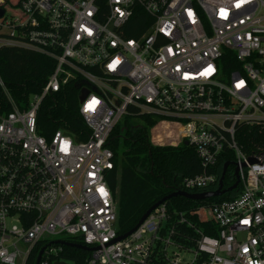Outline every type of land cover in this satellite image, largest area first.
Masks as SVG:
<instances>
[{
    "label": "built area",
    "instance_id": "obj_1",
    "mask_svg": "<svg viewBox=\"0 0 264 264\" xmlns=\"http://www.w3.org/2000/svg\"><path fill=\"white\" fill-rule=\"evenodd\" d=\"M0 9V47L54 59L40 92L20 105L8 95L0 111V264H28L38 243L48 264L62 245L46 236L57 234L94 248L85 264H264V149L246 151L236 136L264 126V0H0ZM141 11L146 28L134 29ZM72 81L78 97L87 90L85 130L38 133L43 98ZM137 113L175 122L166 143L194 148L200 171L181 189L218 185L213 170L231 151L239 190L187 212L163 202L115 241L110 135Z\"/></svg>",
    "mask_w": 264,
    "mask_h": 264
},
{
    "label": "trees",
    "instance_id": "obj_2",
    "mask_svg": "<svg viewBox=\"0 0 264 264\" xmlns=\"http://www.w3.org/2000/svg\"><path fill=\"white\" fill-rule=\"evenodd\" d=\"M146 18V13L142 11L132 17L134 29L146 28L148 20ZM135 36L137 35L134 32L126 34V37ZM53 67L54 59L47 55L25 48L1 46L0 79L4 87L0 85V111L9 110L8 95L20 105L22 102L26 103L30 95L40 92ZM78 104V88L74 81L63 84L57 92L47 94L37 111L38 133L48 137L57 128L66 129L74 134L85 130L78 112ZM135 115L139 117L140 123L130 124L125 118L122 124L118 123L115 126L110 135L114 167L108 173L107 181L117 204L116 228L119 234L130 230L152 204L174 190L181 189V180L184 177L200 171L199 159L190 144L184 142L177 146L151 144L147 130L154 124L156 118H159L152 114ZM236 136L246 151L264 149L262 124L241 125L237 128ZM233 161L231 151L222 152L213 170L219 177L223 164L229 162L223 179V188H227L235 181ZM216 187L217 185H214L207 189L189 191L199 192ZM238 190L236 188L220 196L202 200L175 196L167 199L165 204L170 212H187L200 205H212L231 199ZM41 247V243L34 247L28 264H35ZM88 254L80 248L62 245V249L50 258L48 264H54L55 261L85 264Z\"/></svg>",
    "mask_w": 264,
    "mask_h": 264
},
{
    "label": "water",
    "instance_id": "obj_3",
    "mask_svg": "<svg viewBox=\"0 0 264 264\" xmlns=\"http://www.w3.org/2000/svg\"><path fill=\"white\" fill-rule=\"evenodd\" d=\"M2 13H3V10L0 9V16L2 15ZM86 93H87V90L86 89H82L81 90V94L78 97L79 100H81ZM249 161L252 162L253 161V158H250ZM228 165H229V162H225L223 164L222 171H221V174H220V177H219V180H218V185H217V187L215 189H213V190H204V191H200V192H190V191L183 190V189L174 190L170 194H167L166 196H164L163 198H161L160 200H158L157 202H155L154 204H152L141 215V217L139 218V220L137 221V223L130 230H128L127 232H125V233L120 234L119 236H117L116 239H115V241L116 240L123 239L124 237H126L127 235H129L131 232H133L136 229V227L144 220V218L155 207H157L159 204L165 202L170 197L182 196L184 198L191 199V200H202V199H206V198H210V197L220 196V195L226 193L229 190L235 189L237 187V185H238V171H237V168L236 167L234 168V171H233V175H234L235 181L230 186H228L227 188H223V179H224V175H225V172H226V169H227ZM51 243L52 244H59V245H70V246H73V247H76V248H80V249L85 250V251H90V250L94 249V248H91V247H87L85 245H81V244H77V243H71V242H67V241H64V240H60V239L53 240V241H51ZM44 248L45 247H42L39 250L38 255L36 257V260H35V264H40L41 255H42V252H43ZM54 264H67V263L66 262H63V261H55Z\"/></svg>",
    "mask_w": 264,
    "mask_h": 264
},
{
    "label": "rangeland",
    "instance_id": "obj_4",
    "mask_svg": "<svg viewBox=\"0 0 264 264\" xmlns=\"http://www.w3.org/2000/svg\"><path fill=\"white\" fill-rule=\"evenodd\" d=\"M127 119L130 124H138L140 123V119L137 115H126L120 121L119 124L124 122V119ZM177 128V124L171 121H162L156 118L154 124L148 127V139L153 145L160 146H177L174 144H167L166 142L175 143L176 138L174 136V131ZM121 142V141H119ZM164 143V144H163ZM66 235L57 234L46 236V241L49 242L51 240L65 238ZM67 264H74L72 261H65Z\"/></svg>",
    "mask_w": 264,
    "mask_h": 264
},
{
    "label": "snow or ice",
    "instance_id": "obj_5",
    "mask_svg": "<svg viewBox=\"0 0 264 264\" xmlns=\"http://www.w3.org/2000/svg\"><path fill=\"white\" fill-rule=\"evenodd\" d=\"M102 191V190H101Z\"/></svg>",
    "mask_w": 264,
    "mask_h": 264
}]
</instances>
